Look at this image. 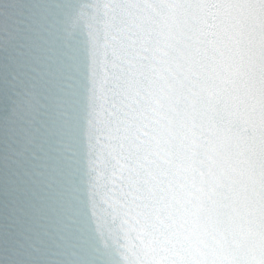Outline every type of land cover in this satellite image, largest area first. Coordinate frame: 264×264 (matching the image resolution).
<instances>
[{
	"label": "clouds",
	"instance_id": "1",
	"mask_svg": "<svg viewBox=\"0 0 264 264\" xmlns=\"http://www.w3.org/2000/svg\"><path fill=\"white\" fill-rule=\"evenodd\" d=\"M0 53L4 264H264V0H30Z\"/></svg>",
	"mask_w": 264,
	"mask_h": 264
}]
</instances>
